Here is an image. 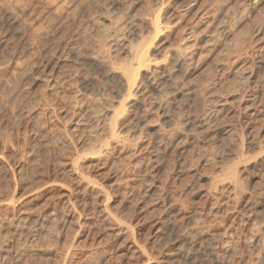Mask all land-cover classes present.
Instances as JSON below:
<instances>
[{
    "label": "rangeland",
    "instance_id": "1",
    "mask_svg": "<svg viewBox=\"0 0 264 264\" xmlns=\"http://www.w3.org/2000/svg\"><path fill=\"white\" fill-rule=\"evenodd\" d=\"M31 1L9 17L11 5L0 0V264H264V0H160L167 4L156 14L172 29L163 33L178 35L172 46L180 33H196V53L175 74L181 81L174 76L178 83L149 92L142 110L126 111L128 125L131 119L139 129L145 121L150 126L140 131V146L123 144L107 155L93 149L109 138L104 106L117 102V90L90 65L89 53L103 51L108 17L87 8L62 14L44 0ZM132 23L127 33L145 32L140 18ZM151 36L148 46L161 60L154 48L159 37ZM181 88L189 95H166Z\"/></svg>",
    "mask_w": 264,
    "mask_h": 264
},
{
    "label": "bare ground",
    "instance_id": "2",
    "mask_svg": "<svg viewBox=\"0 0 264 264\" xmlns=\"http://www.w3.org/2000/svg\"><path fill=\"white\" fill-rule=\"evenodd\" d=\"M10 5H11V7H12V9H11V11L9 12V17H13V15L15 14V12H17V10H19L20 9V3L21 2H23L24 0H6ZM33 1V0H32ZM31 1V2H32ZM41 1H43V0H41ZM44 1H46V2H48L49 3V5L51 6V7H54L58 12H61L62 14H64V13H75L76 14V12H78V11H80V10H82L83 8H87V10H88V13H89V15H91V16H93V17H101V16H103L104 18H107L108 17V19H105V21L106 20H108V24H109V28H108V30L107 31H105V29H104V31H103V37H104V39H105V43H104V45H103V43L101 42V44H98V45H101V46H103V51L101 50V52L99 53V55L98 54H96V51H94L95 53H92V54H90L89 53V57H91L90 58V60H91V62L93 63V64H90L91 66L92 65H94L96 68H97V70H99L100 72V74H101V77L103 78V80H106V82L107 81H110V83L112 84V85H114V87L113 88H116V90H117V94L115 95V97L114 98H112L113 100L112 101H117V102H115L114 104L113 103H109V102H106L105 103V106L104 107H106V109H107V113H106V117H108V122L106 121L103 125H104V134L106 135L107 134V136L109 137L108 138V140H106V141H102L101 140V142H99V140H98V143L97 144H95L94 145V149H93V151H94V154L95 155H101V154H106V152L108 153V152H110L112 149H114L115 150V148L117 147L118 148V146L120 147V145H123V144H127L130 148H131V150H132V148H134L135 147V149H136V146H138L139 144H140V140H143V139H141L142 138V134L140 133V131H142V130H148V129H150V126L149 125H147L148 123H146V121L143 123V127H140V129L138 128L139 126H138V123H136L137 125L136 126H132V125H130V120H129V125H128V114H126V111H129V112H131V111H133V110H135L136 111V109H140V107H141V105H142V102L144 101L145 102V100L147 99L148 100V96H150V94H149V92H154V90L156 89L157 90V88L159 87V86H167V87H169L168 85H170V84H172V83H174V82H177V81H172L173 79H175L174 78V76H176L179 80H180V78L178 77V75H179V71H180V68H181V66H183L184 64H185V62L186 61H188V60H190L192 57L194 58V50L192 49V46H195V44H196V42L195 41H192V42H194V45L192 44L191 45V40H192V38H193V36H195V34L194 35H191L192 34V32H190V33H180L181 35L179 36V40L178 41H180L178 44H174V46H172V44L171 43H175V40H177V38H178V35L176 36V35H174V36H176V39L175 40H171V33H163V32H167V29H170V27H168V24L169 23H167V25H166V22L164 21V23L160 20V18H159V15L158 14H156V12H158V11H156V9L157 8H159V6L160 5H163V2H165V1H163V2H161L160 0H141V2H142V6H141V9H139V10H137L136 9V5H137V3H138V1H140V0H110L109 2L107 1V3L106 2H100L99 0H44ZM168 1L169 0H167L166 2L168 3ZM5 2V1H4ZM28 2V1H27ZM31 2H29V3H31ZM165 2V3H166ZM188 2V1H187ZM194 2V1H193ZM164 3V4H165ZM166 3V4H167ZM170 3V2H169ZM184 3H185V1H184ZM191 3V2H190ZM4 4V3H3ZM180 4V3H179ZM173 5V4H172ZM3 6V5H2ZM28 6V5H27ZM26 6V7H27ZM165 6V5H164ZM163 7V6H162ZM177 7V6H176ZM188 7V6H187ZM200 7V6H199ZM201 7H202V5H201ZM207 7V6H206ZM205 7V8H206ZM182 8V7H181ZM190 8V7H189ZM27 9V8H26ZM50 9H52V8H50ZM162 9V8H161ZM165 9V8H164ZM178 9V8H177ZM209 9V8H208ZM23 10V9H22ZM193 10V9H192ZM200 10V9H199ZM52 11V10H51ZM56 11V12H57ZM159 11H160V9H159ZM178 11V10H177ZM180 11V10H179ZM184 11V10H183ZM188 11V10H187ZM197 11V10H196ZM208 11V10H207ZM263 11H264V8H263ZM262 11V12H263ZM32 12V11H31ZM34 12V11H33ZM81 12H83V11H81ZM87 12V11H86ZM160 12H162V11H160ZM192 12V11H191ZM3 13V12H2ZM178 13V12H177ZM195 13V12H194ZM199 13V12H198ZM203 13V12H202ZM214 13V12H213ZM32 14V13H31ZM51 14V13H50ZM49 14V15H50ZM53 14V13H52ZM58 14V13H57ZM79 14V12L77 13V15ZM161 14V13H160ZM165 14H167V13H165ZM185 14V13H184ZM212 14V13H211ZM211 14H209V15H211ZM21 15V14H20ZM30 15V14H29ZM54 15H55V13H54ZM58 15H60V14H58ZM66 15V14H65ZM73 15V14H72ZM71 15V17H73ZM77 15L75 16V17H77ZM203 15V14H202ZM207 15V14H206ZM213 15V14H212ZM215 15V14H214ZM18 16V15H17ZM60 16H64V15H60ZM70 16V15H69ZM79 16V15H78ZM90 16V17H91ZM107 16V17H106ZM193 16V15H192ZM192 16H191V18H192ZM204 16V15H203ZM202 16V17H203ZM42 17V16H41ZM49 17V16H48ZM51 17V16H50ZM49 17V18H50ZM53 17V16H52ZM88 17V16H87ZM92 17V18H93ZM135 17H137V18H140V21H141V25H140V27H142V28H144L143 30H145V32H140L141 31V29H140V31H136L135 32V30H134V32L133 33H127V28L128 27H131L134 23H132L134 20H135ZM161 17V16H160ZM169 17V16H168ZM199 18H200V16H198ZM216 17V16H215ZM259 17H261V15L259 16ZM4 18V17H3ZM18 18V17H17ZM59 18H61V17H59ZM79 18V17H78ZM85 18V17H84ZM92 18H90V19H92ZM174 18V17H173ZM198 18V19H199ZM264 18V17H263ZM11 19V18H10ZM46 19H48V18H46ZM89 18H87V20H88ZM101 19V18H100ZM99 19V20H100ZM165 19H166V17H165ZM182 19V18H181ZM193 19V18H192ZM197 19V20H198ZM207 19V18H206ZM216 19V18H215ZM40 20V19H39ZM57 20V19H56ZM60 20H62V19H60ZM65 20H66V18H65ZM64 20V21H65ZM177 20V19H176ZM197 20H195V22L197 21ZM259 20V19H258ZM263 20V19H262ZM11 21H12V19H11ZM43 21V20H42ZM63 21V20H62ZM89 21V20H88ZM95 21V20H94ZM96 21H97V19H96ZM102 21V20H101ZM100 21V22H101ZM175 21V20H174ZM179 21V20H178ZM178 21L174 24V22H173V24H174V26H176L177 25V23H178ZM181 21V20H180ZM179 21V22H180ZM184 21V20H183ZM216 21V20H215ZM54 22H56V21H54ZM102 22H104V20L102 21ZM107 22V21H106ZM136 22V21H135ZM139 22V21H138ZM202 22V21H201ZM207 22V21H206ZM222 22V21H221ZM262 22V21H261ZM9 23V22H8ZM91 23V22H90ZM93 23H95V22H93ZM131 23H132V25H131ZM187 23H189V22H187ZM199 23V22H198ZM256 23H258V22H256ZM260 23V22H259ZM263 23V22H262ZM36 24H37V22H36ZM92 24V23H91ZM96 24V23H95ZM98 24H102V23H98ZM104 24V23H103ZM136 24V23H135ZM139 24V23H138ZM137 24V25H138ZM185 24H186V22H185ZM195 24V23H194ZM200 24V23H199ZM202 24H203V22H202ZM205 24V23H204ZM207 24V23H206ZM218 24V23H217ZM89 25V24H88ZM105 25V24H104ZM196 25H197V23H196ZM211 25V24H210ZM222 25V24H221ZM93 26H94V24H93ZM106 26V25H105ZM170 26V25H169ZM173 26V25H172ZM193 26V25H192ZM195 26V25H194ZM193 26V27H194ZM209 26V25H208ZM212 26H213V24H212ZM218 26V25H217ZM220 26V25H219ZM43 27V26H42ZM62 27V26H61ZM65 27V26H64ZM99 27H102V26H99ZM104 27V26H103ZM107 27H108V25H107ZM106 27V28H107ZM138 27V26H137ZM178 27V26H177ZM176 27V28H177ZM198 27V26H197ZM211 27V26H210ZM96 28H98L97 26H96ZM187 28H188V26H187ZM214 28V27H213ZM100 29V28H99ZM130 30H131V28H129ZM182 29V28H181ZM185 29V28H184ZM98 30V29H97ZM100 30H102V28L100 29ZM99 30V31H100ZM139 30V29H138ZM171 30L172 29H170V31H168V32H171ZM174 30V29H173ZM202 30V29H201ZM205 30V29H204ZM47 31V30H46ZM179 31V30H178ZM184 31V30H183ZM187 31H188V29H187ZM192 31V30H191ZM200 31V30H199ZM37 32V31H36ZM173 33H174V31H172ZM189 32V31H188ZM206 32V31H205ZM211 32V31H210ZM219 32V31H218ZM44 33V32H43ZM97 33V32H96ZM99 34H100V32H98ZM162 33L164 34V35H162ZM198 33V32H197ZM220 33H222V32H220ZM177 34H179V33H177ZM199 34V33H198ZM202 34V33H201ZM211 34V33H210ZM229 34H231V32L229 33ZM234 34V33H233ZM151 35H153V37L151 36ZM200 35V34H199ZM61 36H63L62 34H61ZM98 36V35H97ZM100 36V35H99ZM98 36V37H99ZM148 36H151L152 37V39L155 41V37H156V39H158V37H159V43L157 44V43H155V44H157V46L156 47H154V44L152 45L154 48H156V52H158L159 54H161L162 56H160L161 57V60H159L158 58V60L157 59H155V57L156 56H154V51L150 48V46H151V44H150V46H148V41L146 40L147 39V37ZM155 36V37H154ZM215 36V35H214ZM233 36V35H232ZM206 37V36H205ZM217 37V36H216ZM52 38V37H51ZM60 38H62V37H60ZM174 38V37H173ZM195 38H196V36H195ZM53 39V38H52ZM64 39V38H63ZM77 39V38H76ZM80 39V38H79ZM151 39V40H152ZM215 39V38H214ZM95 41H96V39H94ZM99 40H100V38H99ZM98 39H97V41H99ZM151 40H150V42H151ZM211 40V39H210ZM88 41V40H87ZM103 41V40H102ZM153 41V42H154ZM173 41V42H172ZM201 41V40H200ZM217 41V40H216ZM78 42V41H77ZM147 42V43H146ZM156 42V41H155ZM218 42V41H217ZM91 43V42H90ZM97 43H100V42H97ZM176 43H177V41H176ZM209 43V42H208ZM240 43V42H239ZM84 44V43H83ZM82 44V45H83ZM206 43H204L203 45H205ZM210 44V43H209ZM212 44V43H211ZM95 45V44H94ZM93 45V46H94ZM242 45V44H241ZM244 45V44H243ZM242 45V46H243ZM61 46V45H60ZM76 46V45H75ZM93 46L91 47V48H93ZM96 46V45H95ZM118 46H120L121 47V52H120V54H118V55H116L117 54V52H119V50L116 52V50H117V47ZM201 46V45H200ZM240 46V45H239ZM77 47V46H76ZM207 47V46H206ZM212 47V46H211ZM74 48V47H73ZM90 48V49H91ZM101 48V47H100ZM196 48V47H195ZM198 48H200V47H198ZM239 48V47H238ZM77 49V48H76ZM84 49V48H83ZM87 49V48H86ZM94 49H95V47H94ZM97 49V48H96ZM203 49V48H202ZM214 49V48H213ZM237 49V48H236ZM244 49V48H243ZM263 49V48H262ZM70 50H72V48L70 49ZM82 50V49H81ZM92 50V49H91ZM199 50V49H198ZM210 50V49H209ZM217 50V49H216ZM233 50H234V48H233ZM77 51V50H76ZM87 51V50H86ZM93 51V50H92ZM99 51H100V49H99ZM98 51V52H99ZM202 51V50H201ZM236 51V50H235ZM72 52V51H71ZM75 51H73V53H74ZM91 52V51H90ZM229 52V51H228ZM75 53H77V52H75ZM79 53V52H78ZM78 53H77V55H78ZM196 53V52H195ZM236 54L238 53V51L237 52H235ZM240 53V52H239ZM83 54V53H82ZM82 54L80 55L79 54V57L81 56L82 57ZM156 54V53H155ZM211 54V53H210ZM231 54H232V52H231ZM76 54H75V56L76 57H78ZM92 55V56H91ZM115 55H116V57H115ZM201 55V54H200ZM230 55V54H229ZM68 56V55H67ZM70 56V55H69ZM228 56V55H227ZM234 56V55H233ZM60 57V56H59ZM73 57V56H72ZM78 57V58H79ZM81 57H80V59H81ZM84 57V56H83ZM158 57V56H157ZM196 57V56H195ZM87 58V57H86ZM226 58V57H225ZM79 59V60H80ZM89 58H87V60H88ZM201 59V58H200ZM215 59V58H214ZM192 60V59H191ZM227 60H228V58H227ZM81 61V60H80ZM84 61V60H83ZM89 61V60H88ZM197 61V60H196ZM218 61H220L219 59H218ZM224 61V60H223ZM226 61V60H225ZM262 61V60H261ZM86 62V61H85ZM90 62V61H89ZM200 62V61H199ZM203 62V61H202ZM84 63V62H83ZM82 63V64H83ZM87 63V62H86ZM184 63V64H183ZM187 63V62H186ZM190 63H191V61H190ZM197 63V62H196ZM220 63H223V62H221L220 61ZM228 63V62H227ZM78 64V63H77ZM183 64V65H182ZM187 64H189V63H187ZM186 65V64H185ZM21 66V65H20ZM199 66V65H198ZM229 66V65H228ZM79 67V66H78ZM189 67H190V65H189ZM22 68V67H21ZM183 68V67H182ZM187 68V67H186ZM20 69V68H19ZM82 69V68H81ZM185 69V68H184ZM184 69H182V70H184ZM76 70V69H75ZM96 70V71H97ZM181 70V71H182ZM90 71H91V69H90ZM202 71V70H201ZM208 71V70H207ZM73 72H75V71H73ZM98 72V71H97ZM188 72V71H187ZM209 72V71H208ZM207 72V73H208ZM176 73H178V75H175ZM183 73V72H182ZM206 73V74H207ZM64 74V73H63ZM211 74V73H210ZM215 74V73H214ZM72 75V74H71ZM76 75V74H75ZM212 75V74H211ZM182 76V75H181ZM183 76H185V75H183ZM214 76V75H213ZM219 76V75H218ZM53 77V76H52ZM65 77H67V76H65ZM81 77V76H80ZM100 77V78H101ZM206 77V76H205ZM209 77V76H208ZM208 77H207V79H208ZM222 77V76H221ZM101 78V79H102ZM184 78V77H183ZM182 78V80H184ZM215 78V77H214ZM79 79V78H78ZM192 79V78H191ZM206 79V81H208ZM58 80V79H57ZM76 80V79H75ZM92 80H93V78H92ZM103 80H102V83H103ZM177 80V79H176ZM215 80V79H214ZM221 80V79H220ZM181 81V80H180ZM179 81V82H180ZM187 81V80H186ZM192 81V80H191ZM193 81H194V79H193ZM210 81V80H209ZM59 82V81H58ZM66 82H67V80H66ZM71 82V81H70ZM97 82V81H96ZM105 82V81H104ZM170 82H172V83H170ZM185 82V81H184ZM188 83L190 82L189 80L187 81ZM195 82V81H194ZM193 82V83H194ZM199 82H201V81H199ZM241 83H242V81H240ZM73 83V82H72ZM79 83V82H78ZM77 83V84H78ZM91 83V82H90ZM108 83V82H107ZM170 83V84H169ZM178 83V82H177ZM183 83V82H182ZM209 83V82H208ZM212 83V82H211ZM219 83V82H218ZM66 84V83H65ZM92 84V83H91ZM106 84V83H105ZM185 86V88L187 87V85H186V82L185 83H183ZM195 84H196V82H195ZM200 84H202V83H200ZM205 84V83H204ZM204 84H202L203 86H205ZM215 85L217 84V80H216V83H214ZM53 85V84H52ZM51 85V86H52ZM110 85V84H109ZM111 85V86H112ZM173 85V84H172ZM178 85V84H177ZM176 85V86H177ZM191 85V84H190ZM189 85V86H190ZM198 85V84H197ZM219 85V84H218ZM242 85V84H241ZM62 86V85H61ZM71 86H72V84H71ZM79 86V85H78ZM175 86V85H174ZM178 86H180V85H178ZM201 86V85H200ZM207 86V85H206ZM249 86V85H248ZM64 87V86H63ZM90 87V86H89ZM94 87V86H93ZM106 87V86H105ZM104 87V88H105ZM110 87V86H109ZM166 87V88H167ZM171 87V86H170ZM173 87V86H172ZM181 87H183L182 86V84H181ZM193 86H191V88H192ZM202 87V86H201ZM234 87V86H233ZM57 88V87H56ZM58 88H59V86H58ZM69 88V87H68ZM72 88V87H71ZM87 88V87H86ZM113 88L111 89V90H113ZM161 88V87H160ZM158 88V90L157 91H160L161 89H164V88ZM165 88V89H166ZM175 88V87H174ZM223 88V87H222ZM232 88V87H231ZM160 89V90H159ZM167 89H169V88H167ZM115 90V89H114ZM113 90V91H114ZM188 90H190V89H188ZM194 90H195V88H194ZM236 90V89H235ZM98 91V90H97ZM183 89L181 88V89H173V91L171 90V91H169L168 90V92L166 93V95H169V92H172L171 94H173L174 93V95H182V94H184L183 93ZM192 91H193V89H192ZM217 91V90H216ZM68 92V91H67ZM86 92V91H85ZM84 92V93H85ZM93 92V91H92ZM100 92V91H99ZM162 92V95H163V91H161ZM161 92H159L160 94H161ZM166 92V91H165ZM165 92H164V94H165ZM188 92V91H187ZM186 92V94H188ZM194 92H196V90L194 91ZM200 92V91H199ZM208 92V91H207ZM254 92V91H253ZM59 93V92H58ZM97 93V92H96ZM103 93V92H102ZM108 93V92H107ZM198 93V92H197ZM73 94V93H72ZM79 94V93H78ZM89 94V93H88ZM91 94V93H90ZM92 94H95V92L94 93H92ZM92 94H91V96H92ZM111 94V93H110ZM149 94V95H148ZM156 94H158V92L156 93ZM156 94H154L155 96H157ZM160 94H158L159 96H161ZM170 94V95H171ZM191 94V93H190ZM210 94V93H209ZM114 95V94H113ZM169 95V96H170ZM185 95V94H184ZM189 95V94H188ZM192 95V94H191ZM252 95V94H251ZM255 95V94H254ZM89 96V95H88ZM158 96V97H159ZM163 96H165V95H163ZM197 96V95H196ZM244 96V95H243ZM256 96V95H255ZM77 97V96H76ZM85 97H87V96H85ZM100 93H99V96H98V98L100 99ZM105 97V96H104ZM109 97V96H108ZM172 97H173V95H172ZM187 97V96H186ZM64 98V97H63ZM93 98V97H92ZM103 98V97H102ZM150 98H152V96H150ZM156 98V97H155ZM160 98V97H159ZM158 98V100L160 101V100H162V98L163 97H161L160 99ZM165 98V97H164ZM167 98V97H166ZM184 98V97H183ZM183 98H182V100H183ZM257 98V97H256ZM95 99H97V98H95ZM106 99V98H105ZM179 99V98H178ZM263 99V98H262ZM262 99H260V100H262ZM74 99L72 98V100L70 99V101H73ZM91 100H93V99H91ZM103 100H104V98H103ZM107 100V99H106ZM154 100V99H153ZM157 99H156V101H158ZM253 100H254V98H253ZM100 101V100H99ZM190 101V100H189ZM199 101V100H198ZM259 101V100H258ZM104 102V101H103ZM150 102V101H149ZM153 102V101H152ZM163 102H165L164 101V99H163ZM167 102V101H166ZM242 102V101H241ZM263 102H264V100H263ZM146 103H147V101H146ZM145 104V103H144ZM148 104H150V103H148ZM159 104V103H158ZM160 104H162V102L160 103ZM167 104V103H166ZM165 104V105H166ZM254 104H255V100H254ZM84 105V104H83ZM96 105V104H95ZM164 105V107H166ZM251 105H253V104H251ZM264 105V104H263ZM87 106V105H86ZM89 106V105H88ZM146 106V105H145ZM149 106V105H148ZM98 107H100V106H98ZM151 107H152V105H151ZM251 107V106H250ZM262 107V106H261ZM66 108V107H65ZM81 108V107H80ZM144 108V107H143ZM146 108V107H145ZM144 108V109H145ZM148 108V107H147ZM158 108V107H157ZM240 108V107H239ZM249 108V107H248ZM252 108V107H251ZM85 109V108H84ZM94 109V108H93ZM159 109V108H158ZM259 109V108H258ZM257 109V110H258ZM140 110H142V108L140 109ZM149 110V109H148ZM153 110V109H152ZM163 110H164V108H163ZM216 110V109H215ZM246 110V109H245ZM260 110V109H259ZM262 110H264V109H262ZM100 111V110H99ZM139 111V110H138ZM156 111H157V109H156ZM165 111V110H164ZM70 112V111H69ZM91 112V111H90ZM92 112H93V110H92ZM103 112V111H102ZM140 112V111H139ZM148 112V111H147ZM149 112H151V111H149ZM148 112V113H149ZM154 112V111H153ZM162 112V111H161ZM166 112H167V110H166ZM171 112V111H170ZM264 112V111H263ZM95 113H96V111H95ZM133 113V112H132ZM136 113V112H135ZM172 113V112H171ZM180 113V112H179ZM244 113V112H243ZM72 114V113H71ZM96 114H98V113H96ZM102 114V113H101ZM131 114V113H130ZM141 114H143V113H141ZM150 114V113H149ZM260 114V113H259ZM73 115V114H72ZM76 115V114H75ZM85 115V114H84ZM93 115V117H94V114H92ZM123 115V116H122ZM132 115V114H131ZM160 115V114H159ZM167 115V114H166ZM180 115V114H179ZM253 115V114H252ZM256 115V114H255ZM254 115V116H255ZM67 116H69V115H67ZM82 116V115H81ZM87 116V115H86ZM161 116L163 117V119L165 120L163 123H166L165 124V128H169L170 130H171V128H172V125H171V121H170V119H168V117H167V119H166V116L164 115V112L161 114ZM183 116V115H182ZM78 117V116H77ZM83 117V116H82ZM119 117H122V118H119ZM134 117H136L135 116V114H134ZM133 117V118H134ZM144 117H145V115L143 116V120H144ZM157 117H159V118H161L160 116H157ZM177 117H179V116H177ZM253 117V116H252ZM70 118H71V116H70ZM91 118V117H90ZM100 118H102V117H100ZM132 118V117H131ZM141 118V117H140ZM146 118V117H145ZM183 118V117H182ZM190 118V117H189ZM199 118V117H198ZM69 119V118H68ZM79 119V118H78ZM92 119V118H91ZM90 119V120H91ZM97 119V118H96ZM96 119H94V120H96ZM99 119V118H98ZM135 119V118H134ZM180 119V118H179ZM203 119V118H202ZM80 120V119H79ZM78 120V121H79ZM83 120H84V118H83ZM86 120V119H85ZM142 120V119H141ZM159 120H162V119H159ZM191 120V119H190ZM69 121V120H68ZM82 121V120H81ZM89 121V120H88ZM88 121H86V122H88ZM136 121V120H135ZM172 121H174V120H172ZM177 121H179L180 122V120H177ZM84 122V121H83ZM100 122V121H99ZM98 122V123H99ZM139 122H141V121H139ZM148 122V121H147ZM183 122V121H182ZM181 122V123H182ZM202 122V121H201ZM131 123H134V122H131ZM142 123V122H141ZM146 123V124H145ZM158 123H160V122H158ZM157 122L155 123V124H158ZM162 123V122H161ZM160 123V124H161ZM175 123V122H174ZM154 124V123H153ZM153 124H151V125H153ZM175 124H177V123H175ZM179 124V123H178ZM178 124L176 125V126H178ZM195 124V123H194ZM200 124V123H199ZM88 125V124H87ZM162 125V126H161ZM160 126L164 129V125L163 124H161ZM192 125V124H191ZM76 126V125H75ZM138 126V127H137ZM141 126H142V124H141ZM167 126V127H166ZM180 126H181V124H180ZM197 126V125H196ZM98 127V126H97ZM154 127V126H153ZM202 127V126H201ZM85 128V127H84ZM89 128V127H88ZM157 128H159L160 130L162 129V128H160L159 127V125H158V127ZM83 129V128H82ZM138 129H139V131H138ZM162 129V130H163ZM173 129H174V127H173ZM172 129V130H173ZM176 129H177V127H176ZM176 129H174L175 131H177ZM182 129V128H181ZM248 129V128H247ZM157 130V129H156ZM161 130V131H162ZM173 130V131H174ZM183 130V129H182ZM182 130H181V132H182ZM103 131V130H102ZM160 131V132H161ZM163 131H166L165 129L163 130ZM168 131V130H167ZM165 132V133H167L168 134V132ZM185 131V130H184ZM183 131V132H184ZM190 131H191V129H190ZM179 132V131H178ZM144 133V132H143ZM146 133H149V132H146ZM155 133H157L156 131H155ZM154 133V134H155ZM159 133V132H158ZM165 133H163V135L165 134ZM169 133L171 134V132L169 131ZM185 133V132H184ZM188 133V132H187ZM230 133V132H229ZM103 134V135H104ZM160 134H162V133H160ZM196 134V133H195ZM97 135V134H96ZM157 135V134H156ZM102 136V135H101ZM157 136H159V135H157ZM168 137L167 138H169L170 136L169 135H167ZM100 137V136H99ZM98 137V138H99ZM149 137H151V136H149ZM156 137V136H155ZM161 137H163V136H160L159 138H161ZM173 137V136H172ZM194 138H196V137H194ZM229 138V137H228ZM93 139V138H92ZM145 139H146V137H145ZM162 139V138H161ZM175 139V138H174ZM186 139V138H185ZM150 140V139H149ZM148 141V140H147ZM151 141V140H150ZM193 141V140H192ZM195 141V140H194ZM90 142H92V141H90ZM89 142V143H90ZM154 142V141H153ZM181 142H183V141H181ZM87 143V142H86ZM96 143V142H95ZM160 143V142H159ZM181 144H183V143H181ZM91 145V144H90ZM163 145V144H162ZM179 145V144H178ZM127 146V147H128ZM140 146V145H139ZM146 147V146H145ZM90 148V147H89ZM117 148H116V150H117ZM124 148V147H123ZM130 148H128V149H130ZM175 148V147H174ZM127 149V148H126ZM141 149V148H140ZM91 150H92V148H91ZM155 150V149H154ZM243 151V150H242ZM134 152H136L135 150H134ZM138 152H140V151H138ZM144 152V151H143ZM148 153V152H147ZM127 154V153H126ZM129 154H131L130 152H129ZM137 154V153H136ZM141 154V153H140ZM107 155V154H106ZM134 155V154H133ZM94 156V155H93ZM150 157V156H149ZM164 157V156H163ZM128 158H130V156L128 155ZM133 158V157H132ZM134 158H136L135 156H134ZM100 159V158H99ZM126 159V158H125ZM151 160V159H150ZM149 160V161H150ZM161 160V159H160ZM129 161V160H128ZM139 161H141V159L139 160ZM137 162V161H136ZM130 164V163H129ZM161 164V163H160ZM132 165V164H131ZM163 165V164H162ZM134 166V165H133ZM138 166V165H137ZM146 167V166H145ZM136 168V167H135ZM244 168V167H243ZM131 169V168H130ZM154 169V168H153ZM232 169V168H231ZM230 170V169H229ZM229 170H227V172L229 171ZM248 171H249V168L247 169ZM246 170V171H247ZM75 171V170H74ZM247 171V172H248ZM133 172V171H132ZM143 172V171H142ZM147 172V171H146ZM230 173V175H228V176H232L233 174H235V171H232V173L233 174H231V172H229ZM246 173V172H245ZM144 174V173H143ZM153 175V174H152ZM151 175V176H152ZM81 176L82 177H80V181L81 182H83V180L85 179V177L83 178V174H81ZM143 176V175H142ZM237 176V175H236ZM77 177H78V175H77ZM76 177V178H77ZM232 179V178H231ZM234 179V178H233ZM237 179V178H236ZM77 180V179H76ZM87 180V179H86ZM86 180H84L85 182H86ZM239 180V179H238ZM238 180H237V183H240V181L238 182ZM233 180H231V182H232ZM88 182L90 183V181L88 180ZM87 182V183H88ZM145 182V181H144ZM84 183V182H83ZM83 183H80L79 184V186L81 185V184H83ZM86 183V184H87ZM229 183H230V181H229ZM93 184V183H92ZM119 184V183H118ZM136 184V183H135ZM134 184V185H135ZM148 184V183H147ZM147 184H146V186H147ZM236 184V183H235ZM88 185H90V184H88ZM144 185V184H143ZM154 185V184H153ZM161 185V184H160ZM159 185V186H160ZM230 185H231V187L233 186L231 183H230ZM239 186H240V184H238ZM132 186V185H131ZM136 186V185H135ZM227 186V185H226ZM229 186V185H228ZM239 186H237V184L235 185V187H239ZM96 187H97V185H96ZM121 187V186H120ZM225 187V186H224ZM231 187H230V189H231ZM139 188V187H138ZM158 188V187H157ZM160 188V187H159ZM236 188V189H237ZM74 189V188H73ZM84 189V188H83ZM100 189H101V187H100ZM141 189V188H140ZM217 189V188H216ZM216 189H214V194H215V190ZM225 189H227V188H225ZM232 189H235L234 187L232 188ZM99 191V190H98ZM104 191V190H103ZM117 191V190H116ZM217 191V190H216ZM234 192H235V190H233ZM239 191V190H238ZM237 191V192H238ZM246 191V193L248 192L247 190H245ZM72 192V191H71ZM82 192V191H81ZM125 192V191H124ZM136 192V191H135ZM141 192V191H140ZM144 192H147V191H144ZM227 192H229V190L227 191ZM237 192H236V194H237ZM74 193V192H73ZM105 193V192H104ZM122 193V192H121ZM132 193V192H131ZM213 193V192H212ZM217 193V192H216ZM231 193H233L232 191H231ZM239 193V192H238ZM250 193V192H249ZM81 194V193H80ZM97 194V193H96ZM137 194V193H136ZM243 194V193H242ZM118 195V194H117ZM212 195V194H211ZM228 195H229V193H228ZM235 195V194H234ZM98 196V194L96 195V197ZM108 196V195H107ZM119 196V195H118ZM125 196V195H124ZM134 196V195H133ZM214 196V195H213ZM231 196H233V195H231ZM240 196H241V194H240ZM244 196H246L245 195V193H244ZM244 196H243V198H244ZM250 196V195H249ZM94 197V196H93ZM130 197V196H129ZM136 197V196H135ZM212 197V196H211ZM234 197H236V196H234ZM242 197V196H241ZM70 198V197H69ZM103 198V197H102ZM217 198V197H216ZM229 198V197H228ZM104 199H105V197H104ZM132 199H134V198H132ZM213 199H214V197H213ZM232 199V198H231ZM238 199V198H237ZM76 200V199H75ZM96 200V199H95ZM229 200V199H228ZM232 200H234V199H232ZM231 200V201H232ZM242 200V199H241ZM248 201H249V199H248ZM248 201L246 202V203H248ZM102 202V201H101ZM129 202H131V201H129ZM235 202H236V200L234 201V204H235ZM239 202V201H238ZM98 203H100V202H98ZM98 203H96V204H98ZM107 203H108V201H107ZM106 203V204H107ZM173 203V202H172ZM216 203V202H215ZM64 204V203H63ZM73 204V203H72ZM214 204V203H213ZM237 204V203H236ZM250 204V203H249ZM67 205H68V203H67ZM88 205V204H87ZM86 205V206H87ZM90 206V205H89ZM103 206H105V205H103ZM212 206V205H211ZM236 206V205H235ZM239 206V205H238ZM244 206H245V204H244ZM66 207V206H65ZM107 207V205L105 206V208ZM109 207V206H108ZM103 208V207H102ZM166 208V207H165ZM236 208V207H235ZM243 208V207H242ZM247 208V207H246ZM248 208H250V207H248ZM247 208V209H248ZM67 209V208H66ZM93 209V208H92ZM105 210V209H104ZM104 210H102V212L104 211ZM106 210H108V209H106ZM163 210V209H162ZM246 210V209H245ZM66 211V210H65ZM88 211V210H87ZM179 211V210H178ZM237 211H241L240 209L239 210H237ZM242 211H244L243 209H242ZM96 212V211H95ZM112 212V211H111ZM246 212V211H245ZM66 213V212H65ZM73 213V212H72ZM103 213H105V216H108L109 218L111 217V215H110V212H109V214H106V212H103ZM238 213V212H237ZM240 213V212H239ZM242 213V212H241ZM247 213V212H246ZM245 213V214H246ZM74 214V213H73ZM65 215V214H64ZM67 215V214H66ZM244 215V214H243ZM75 216V215H74ZM83 216V215H82ZM247 216H249V214L247 215ZM241 217V216H240ZM245 217H246V215H245ZM57 218V217H56ZM63 218H64V216H63ZM74 218V217H73ZM79 218V217H78ZM113 218V217H112ZM241 218H243V216L241 217ZM247 218V217H246ZM53 220V219H52ZM54 220H56V219H54ZM58 220V219H57ZM63 220V219H62ZM77 220V219H76ZM108 220V219H107ZM247 220H248V218H247ZM70 222V221H69ZM72 223V222H71ZM245 223H243V225H244ZM43 225V224H42ZM52 225V224H51ZM86 225V224H85ZM54 226V225H53ZM56 226V225H55ZM80 226V225H79ZM84 226V225H83ZM238 227H239V225H237ZM128 227V226H127ZM237 227V228H238ZM54 228V227H53ZM63 228V227H62ZM236 228V229H237ZM241 228V227H240ZM264 228V227H263ZM235 229V230H236ZM48 230V229H47ZM160 230V229H159ZM232 232V231H231ZM124 233V232H123ZM155 233V232H154ZM184 235V234H183ZM231 235H232V233H231ZM253 237V236H252ZM126 238V237H125ZM124 238V239H125ZM183 238V237H182ZM181 238V239H182ZM254 238V237H253ZM252 238V239H253ZM189 239V238H188ZM192 239V238H191ZM255 239V238H254ZM257 241H258V239H256ZM27 241V240H26ZM125 241V240H124ZM169 241V240H168ZM184 241V240H183ZM263 241V240H262ZM178 242V241H177ZM215 242V241H214ZM254 242V241H253ZM259 242V241H258ZM170 243V242H169ZM257 244V243H256ZM136 245V244H135ZM258 245H259V243H258ZM141 248V247H140ZM137 249H139V248H137ZM144 249V248H143ZM142 249V250H143ZM178 249V248H177ZM227 252H228V250H227ZM193 253V252H192ZM195 253V252H194ZM257 253V252H256ZM220 254V253H219ZM218 254V255H219ZM133 255V254H132ZM144 255V254H143ZM221 255V254H220ZM223 255V254H222ZM255 255V254H254ZM253 255V256H254ZM227 256V255H226ZM146 257V256H145ZM221 257V256H220ZM186 259V258H185ZM221 259V258H220ZM251 259V258H250ZM253 260V259H252ZM147 262H148V260H147ZM172 262V261H171ZM174 262V261H173ZM223 263V262H222Z\"/></svg>",
    "mask_w": 264,
    "mask_h": 264
}]
</instances>
